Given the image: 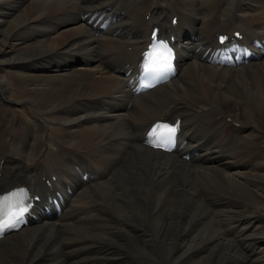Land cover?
I'll return each mask as SVG.
<instances>
[{
  "label": "bare ground",
  "instance_id": "bare-ground-1",
  "mask_svg": "<svg viewBox=\"0 0 264 264\" xmlns=\"http://www.w3.org/2000/svg\"><path fill=\"white\" fill-rule=\"evenodd\" d=\"M213 1L224 0H178L177 7L191 11L184 15L190 29L180 24L179 36L190 32L211 47L217 30L240 29L244 42L264 39V0H236L240 13L233 18L226 17L233 0H225L222 16L210 19ZM117 2L128 10L116 11ZM145 2L0 0V73H10L8 81L0 76V94L7 106L14 86L22 99L14 109L28 103L36 110L0 140V187L33 181L43 169L73 184L61 220L42 219L0 240V264H184L186 241L196 243L194 256L218 257V264L225 258L264 264V147L254 148L250 129L237 130L235 139L226 135L233 129L224 131L227 117L257 128L264 122V55L236 69L188 64L176 79L134 95L107 69L134 68L135 57L123 46L137 54L147 43L139 40L140 25L148 33L164 6L172 7L151 0L144 8ZM95 11L119 18L96 34L82 19ZM69 29L68 39L51 41ZM189 45L183 42L184 49ZM162 114L183 118L184 144L176 154L141 143L146 125ZM85 171L96 174L88 183L80 179ZM58 254L63 259L56 263Z\"/></svg>",
  "mask_w": 264,
  "mask_h": 264
},
{
  "label": "snow or ice",
  "instance_id": "snow-or-ice-1",
  "mask_svg": "<svg viewBox=\"0 0 264 264\" xmlns=\"http://www.w3.org/2000/svg\"><path fill=\"white\" fill-rule=\"evenodd\" d=\"M220 39L223 42L226 38L221 37ZM173 59V49L167 41L158 40L154 32L148 50L143 53L142 78H151L154 82H159L162 73L172 70ZM150 85L152 84H142V87ZM178 128L179 121L174 125L157 123L148 133V142L158 147L170 145L174 143ZM27 199V191L22 188L0 195V235H3L7 228L18 226L24 214L28 211L29 205L25 203Z\"/></svg>",
  "mask_w": 264,
  "mask_h": 264
},
{
  "label": "rangeland",
  "instance_id": "rangeland-1",
  "mask_svg": "<svg viewBox=\"0 0 264 264\" xmlns=\"http://www.w3.org/2000/svg\"><path fill=\"white\" fill-rule=\"evenodd\" d=\"M117 3H120V2H117ZM123 3V2H121ZM68 3H66L67 5ZM68 5H71L72 6V3H69ZM121 9H124V10H128V7L126 5H124L123 7H120ZM56 8H53V10H55ZM72 29H69V30H65V31H60L57 35H55L53 38H52V42L54 44H59L63 41H65V39H68L70 35L74 34L72 32H70ZM10 43H18V41L16 40H9ZM15 45V44H14ZM24 44L23 43H20L17 44L15 46V48H20V47H23ZM7 74V75H6ZM2 75H5V76H2ZM10 73L9 72H5V73H0V76L8 81L9 80V76ZM8 76V77H6ZM191 76L194 77L193 81L195 82L196 81V76L194 74H192ZM12 91L10 94H9V98H10V101L11 103L14 101H20L22 99H20L21 95L17 92V89L16 87L12 86L11 90ZM27 104H24V107L23 108H18L15 110V114H14V122H13V130H15V127L20 125L22 122H25L23 121L24 119V116L26 114V108H28L27 110L29 111V105ZM36 105V104H35ZM14 107V106H13ZM26 107V108H25ZM239 113H240V110H239ZM28 114V113H27ZM26 117V116H25ZM52 118L49 117L46 121L48 120H51ZM19 123V124H18ZM261 127L264 128V122H260L259 123ZM140 176H143L144 173H140L139 174ZM74 213V212H73ZM58 229L54 230V233L55 235H59L60 234V231L58 230V232H56ZM50 236V235H49ZM118 235L117 234H114L113 238L117 237ZM121 241V240H120ZM123 243V241H121ZM195 246H196V243L194 241H186L185 243H183L182 245V249H181V256L182 257H187L185 260H184V264H218L219 261H218V257H215L213 259H207V257H200L199 255L198 256H194L193 255V252L195 250ZM17 249V248H15ZM202 249V248H201ZM201 249H198V251H200ZM196 253V251H195ZM204 254V253H203ZM58 257V258H57ZM61 257V258H60ZM63 259V256L61 254H58L54 257V261L56 263H58L60 260ZM59 260V261H58ZM143 260H147L146 258H144ZM141 261V260H140ZM246 264H249V260H244ZM165 264L163 262H160V261H156L155 264ZM63 264H66V263H63ZM84 264H87V262H84ZM220 264H231V261L227 258H225ZM234 264H238V263H234Z\"/></svg>",
  "mask_w": 264,
  "mask_h": 264
},
{
  "label": "clouds",
  "instance_id": "clouds-1",
  "mask_svg": "<svg viewBox=\"0 0 264 264\" xmlns=\"http://www.w3.org/2000/svg\"><path fill=\"white\" fill-rule=\"evenodd\" d=\"M146 87H155V85H154V84H152V85H150V86H146Z\"/></svg>",
  "mask_w": 264,
  "mask_h": 264
}]
</instances>
